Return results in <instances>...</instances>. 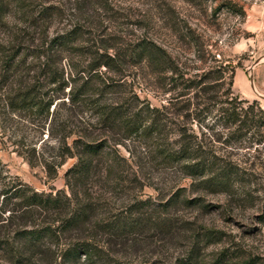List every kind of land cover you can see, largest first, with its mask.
Listing matches in <instances>:
<instances>
[{"label":"rangeland","instance_id":"1","mask_svg":"<svg viewBox=\"0 0 264 264\" xmlns=\"http://www.w3.org/2000/svg\"><path fill=\"white\" fill-rule=\"evenodd\" d=\"M230 2L237 9L227 7ZM4 3L0 12V50L24 30L36 39L44 34L51 39L73 27L81 28L75 41L77 47L63 46L60 51L58 66L68 78L93 59L95 52L123 55L146 38L164 47L177 63L180 76L189 79L179 80L185 84L173 90L177 82L170 80V72L154 73L144 63L101 67L103 81L99 77L90 85L93 98L115 104L135 92L142 99L141 102L133 99L137 108L149 104L160 109V125L153 135L125 138L126 133L118 123L110 126L99 121L96 111L91 113L85 107L73 108L60 102L58 115L69 119L66 129L72 133L67 138L69 144L88 123L91 139L107 140L96 157L103 169L94 172L91 180L92 233L101 234L98 224L131 204L148 202L143 211L145 223L134 239L96 238V243L103 247L105 264H186L185 260L193 257L195 264H264V123H258L257 117L260 110L264 111V98L259 95L264 96V0H4ZM258 59L260 62L251 72ZM220 62L234 66V74L228 71L218 80L220 74L214 70ZM2 70L0 51V76ZM111 79L116 86L108 88L105 85ZM199 79L203 82L201 90L184 87ZM78 80L80 83L81 77ZM4 92L0 82V166L7 181L20 180L46 193L66 189L65 172L76 162L75 157L66 158L57 176L51 179L42 167L31 166L18 154L36 146L37 153L43 152L51 159L58 153L64 131L56 128L48 138V131L43 132L37 125L39 121L33 124L3 107ZM179 93L188 94L176 96ZM231 98L238 110L251 104L243 127L223 118L221 109L231 106L227 103ZM184 142L199 143V154L202 152L215 161L213 172L231 173L230 183L216 189L205 188L201 183L203 177L190 175L183 168L184 162L192 160L169 162L161 155V149L175 150ZM178 194L176 204L169 209L163 206ZM186 199L192 202L184 203ZM27 210L17 211L3 221L7 223L0 220L2 238H9L10 242L15 229L26 230L50 218ZM9 216L6 212L3 218ZM160 219L164 225L157 224ZM212 232L215 235L202 236ZM25 245L24 241H14L16 247ZM62 248L63 245L47 242L43 254L27 250L31 259L17 261L13 250L4 245L0 247V264H61L58 256ZM81 264L90 263L82 257Z\"/></svg>","mask_w":264,"mask_h":264},{"label":"trees","instance_id":"2","mask_svg":"<svg viewBox=\"0 0 264 264\" xmlns=\"http://www.w3.org/2000/svg\"><path fill=\"white\" fill-rule=\"evenodd\" d=\"M5 6L4 0H0V12ZM227 7L234 9L236 5L230 2ZM81 28L73 27L69 32L63 35H57L48 38L36 37L30 32H22L15 36L12 41L4 48H1L2 54V72L0 76L1 89H5L2 95L3 107L10 110L18 118L29 119L33 124H37L42 131H48V138L52 136L56 128L64 131L59 140L58 153L49 157L43 152L36 151V146L25 152L19 151L31 166H40L46 172L47 176L54 179L57 176L58 168L65 162L66 158L75 157L76 162L65 172L66 189L57 190L55 193L37 191L28 184L20 181H7V174H4L0 166V220L2 223L14 216V214L23 209L32 214H46L50 218L42 224H37L26 230L15 229L11 241L9 238H2L0 235V247L6 245L13 250V256L26 261L30 260L28 251L32 254H43L42 250L47 242H54L57 246L63 245L64 248L58 256L61 264H81L82 257L86 263L105 264V255L103 247L96 243V238L108 236L111 241H129L139 235L137 233L142 229L144 220V209L148 206L147 201H139L131 204L125 211L116 213L110 220L98 224V232L92 233L90 221L94 209L91 180L94 172L102 171L101 163L96 162V157L100 155L107 140L91 139L90 124L82 129V133L73 139L69 144L67 138L72 133L66 132L68 118L60 117L59 110L62 104L72 106L73 108L85 107L91 113L96 111L99 121L112 126L116 123L125 131V138H132L138 135H153L157 133L159 108L139 107L133 99L141 102L139 96L133 92L127 98L119 103L106 104L93 98L90 94V85L95 83L101 76V67L107 68L120 67L121 63H131L133 65L146 64L151 67L154 73L170 72V80L177 82L171 89H176L180 84L189 81L184 75L180 76L179 68L171 54L161 45L150 39H141L136 42L129 52L123 55L118 53L95 52V56L87 64L76 72L66 77L64 71L59 69L60 51L63 46L75 49V41L80 34ZM35 37V38H34ZM29 38V39H27ZM217 70L214 73L220 74L218 80L223 79L224 73L230 71L234 74L235 67L230 64L220 62L217 64ZM77 75H80L79 77ZM81 77V82L78 79ZM184 82H178L182 80ZM101 81L103 79L100 77ZM105 80V79H104ZM203 82L191 81V84L185 85V88L194 87L201 90ZM115 81L107 82L105 85L112 88L116 85ZM71 85L68 92L65 89ZM201 85V86H200ZM231 92V91H230ZM229 92V93H230ZM188 93H179L176 96H184ZM67 99V100H65ZM234 98L228 100L230 107H223V118L229 123H238V127H243L251 113V104L247 108L234 105ZM171 100L170 103H172ZM253 110V109H252ZM258 123H264V111H259ZM88 116L87 118H89ZM44 142V141H43ZM119 143V142H117ZM200 144L183 143L181 147L175 150H163L161 155L169 162H180L190 159V162H184L183 168L188 174L203 177L202 184L205 188H219L230 183L231 173L213 172L214 160L204 154H199ZM59 157L60 160H57ZM196 161H193L195 160ZM198 159V160H197ZM108 172L111 171L109 166ZM213 174H210L212 173ZM209 175V176H208ZM179 194L173 195L171 199L163 206L169 207L178 202ZM184 203H191L189 199L183 200ZM133 209V211L131 210ZM140 210V211H139ZM9 213V217L3 218L4 214ZM137 213V214H136ZM137 215V216H136ZM50 219H52L50 221ZM7 220L6 222H3ZM159 222V223H158ZM158 225H164L163 219L158 220ZM1 229V228H0ZM83 234L86 237H83ZM215 235L204 234L203 237ZM8 237V236H7ZM200 237V235L198 236ZM13 240V241H12ZM20 240L27 243L24 247L14 246V241ZM57 257V258H58ZM186 264H195V257L190 261L185 260ZM132 264V263H126Z\"/></svg>","mask_w":264,"mask_h":264},{"label":"water","instance_id":"3","mask_svg":"<svg viewBox=\"0 0 264 264\" xmlns=\"http://www.w3.org/2000/svg\"><path fill=\"white\" fill-rule=\"evenodd\" d=\"M260 60L261 59H258V60H256L255 62H254V64H253V66H252V68H251V72H252V70H253V67L257 64V63H259L260 62ZM251 86H252V88L255 90V86H254V80H253V78H252V76H251ZM261 97H263L264 98V96L263 95H261V94H259Z\"/></svg>","mask_w":264,"mask_h":264}]
</instances>
